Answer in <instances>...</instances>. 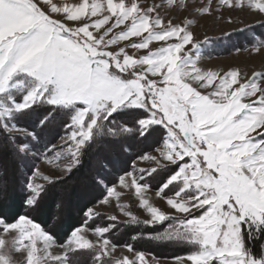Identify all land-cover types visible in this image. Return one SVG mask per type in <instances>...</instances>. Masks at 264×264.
<instances>
[{
	"label": "snow or ice",
	"instance_id": "obj_1",
	"mask_svg": "<svg viewBox=\"0 0 264 264\" xmlns=\"http://www.w3.org/2000/svg\"><path fill=\"white\" fill-rule=\"evenodd\" d=\"M221 3L264 20V0ZM164 7V0H0V264H13V253L23 264H49V257L51 264H160L112 236L122 224L170 221L154 238L192 249L174 264H264V255L254 257L244 244L246 228L250 235L264 228V72L197 67L203 45L192 21L166 22ZM154 41L163 43L153 49ZM254 48L264 53V41ZM56 128L64 132L60 144L46 141ZM131 156L156 166L125 170ZM37 161L56 171L41 173ZM9 165L27 209L12 218L4 202ZM72 176L103 188L97 203L115 198L129 219L87 207L83 223L57 245L30 213ZM153 184L164 209L146 196ZM124 190H134L147 219L120 204ZM61 195L68 197L63 189ZM120 247L132 255L114 258Z\"/></svg>",
	"mask_w": 264,
	"mask_h": 264
},
{
	"label": "rangeland",
	"instance_id": "obj_2",
	"mask_svg": "<svg viewBox=\"0 0 264 264\" xmlns=\"http://www.w3.org/2000/svg\"><path fill=\"white\" fill-rule=\"evenodd\" d=\"M161 2L162 0H140L142 5L160 4ZM176 2L181 6L186 4L188 8L185 9L181 7L180 10L168 8L166 0H164L165 7L161 9V12L162 15L166 17V22L167 19H171L173 23L177 24L192 21V23L189 25L190 30L193 32L194 38L203 45L200 53L197 54V67H200L205 71H214L219 73L238 68L241 70L242 75L249 77L254 72H264V53H256L254 48L255 45H258L264 41V32L263 30L260 31L259 28V25L264 23V20H262L260 16L249 14V11L246 8L230 9L224 6L221 3V0H176ZM202 6H210L212 10L211 13H201L199 9ZM229 18H231L232 23H229ZM242 30L246 31L245 33L247 37L250 38V44H246L241 48L231 47L226 34H231L235 31ZM117 31H119V29H117ZM131 39L138 40L139 38L133 37ZM206 39H208L210 43H203ZM162 43L163 42L154 41L150 47L155 49ZM128 51L131 53L133 50L128 49ZM60 143L61 141L59 139L57 144ZM153 152L154 150L148 152V154L151 155ZM36 166L40 169L41 173L45 175L56 171V166L54 164L49 165L46 161H38ZM155 166V162L150 160L135 159L133 161V167L135 168H151ZM37 182L42 183V181L39 180ZM119 190L120 189L118 188V191ZM146 196L155 206H159L164 209V202L155 196V190L149 189L146 192ZM119 202L121 205L127 206L128 210H130L139 219L143 220L148 218L146 212L139 207L138 197L136 196L134 190H124L123 194L119 198ZM91 207H95L97 211L105 213L109 216L116 215L119 220L129 219L123 216L116 207L115 198H112V203L109 205H100L96 203ZM88 237L90 239H94L90 233L88 234ZM5 238L11 242V237ZM39 246L40 242H38V247ZM50 251L53 253V255H60L62 254L63 249L59 247H53ZM143 253L150 261L155 258L160 262V264H174V259L156 258L146 252ZM124 255L131 256L132 254L128 253L124 247H120L114 254V258H121ZM12 258L13 264H23L24 257L20 254L13 253ZM49 264H51V257H49Z\"/></svg>",
	"mask_w": 264,
	"mask_h": 264
},
{
	"label": "trees",
	"instance_id": "obj_3",
	"mask_svg": "<svg viewBox=\"0 0 264 264\" xmlns=\"http://www.w3.org/2000/svg\"><path fill=\"white\" fill-rule=\"evenodd\" d=\"M260 31L264 32V25H259ZM245 30L235 31L228 36L229 44L233 48H241L244 45L250 44V38L247 37ZM262 32V33H263ZM264 35V33H263ZM64 135L62 129H54L47 137L46 141L50 140L53 144H57L60 136ZM154 150L148 148L147 153ZM134 156L126 157L122 161L121 167L125 170L131 171L133 168ZM38 162V161H37ZM36 162V164H37ZM4 163L0 161V164ZM10 179L9 187L4 196V202L7 204L5 213L12 218L18 213H25L27 209L23 207L24 193L15 186L11 178V166L9 165ZM25 175H27V169H23ZM119 172H115L112 179H115ZM16 175H20V171L16 172ZM68 193V197L61 195V190ZM155 190V184L151 188ZM103 193V188H88L81 183L77 176H72L65 185H59L55 189H50L45 196L44 204L39 212L30 213L37 222L42 224L49 233L53 234L57 244H62L67 239V234L70 233L73 227L80 226L83 223V212L87 207H91L97 203V199ZM70 197V203L67 202ZM62 200L65 203L62 205ZM105 217L109 215L102 213ZM142 220V219H140ZM121 222L125 220H120ZM104 219L99 220V224H104ZM166 222L163 225H157L155 227H145L143 224L133 227H125L123 224L120 226L119 231L116 232L112 238L115 242L121 245L131 244L136 251L146 252L153 255L156 258L162 259H174L176 256H186L192 251L191 246L178 243H169L155 239L154 237L164 231L167 227ZM133 237H136L133 239ZM244 244L245 248L254 257L260 258L263 255L264 245V228H260L249 234L248 229L244 232Z\"/></svg>",
	"mask_w": 264,
	"mask_h": 264
}]
</instances>
